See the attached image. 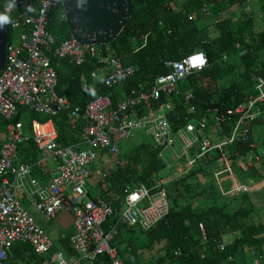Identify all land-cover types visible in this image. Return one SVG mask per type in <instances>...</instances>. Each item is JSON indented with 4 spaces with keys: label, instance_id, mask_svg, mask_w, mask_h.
Segmentation results:
<instances>
[{
    "label": "built area",
    "instance_id": "2783aa9c",
    "mask_svg": "<svg viewBox=\"0 0 264 264\" xmlns=\"http://www.w3.org/2000/svg\"><path fill=\"white\" fill-rule=\"evenodd\" d=\"M22 2L26 7L19 9V0H0V14L9 17L14 31L8 37L0 68V123L6 124L5 139L0 144V264H124L111 243L119 225L147 230L165 219L170 209L169 181L157 176L148 186L137 183L113 195L116 205L100 196L91 198L86 185L99 154L117 157L119 139L131 137L135 130L149 135L165 168L174 167L181 174L214 158L216 152L225 166L213 172L220 190L223 172L232 181L224 193L249 190L234 176L225 148L240 142L253 145L251 122L258 115L257 104L264 100L262 77L256 78L255 93L234 107L224 111L213 107L207 109L211 118L203 116L193 123L186 116L185 123L173 126L169 117L172 103L154 105L152 101L159 100L161 93L177 92L178 82L208 65L204 51L195 50L167 61L170 70L157 75L149 91H131L118 102L102 94L82 105H72L65 93L57 91L51 57L68 58L75 65L93 63L91 78L101 77L103 86L109 88L127 81L136 69L124 64L117 52L108 53L102 44H81L72 36L57 42L46 27L52 11L63 14V0ZM29 5L33 11L27 10ZM86 81L84 77L82 83ZM185 98L190 95L185 94ZM140 105L145 108L140 117L129 116ZM63 111H68L71 129L79 127L81 140L69 144L58 141L54 119ZM188 112L193 113L194 107L189 106ZM78 120L82 121L79 126ZM221 129L226 130L223 135ZM211 134L218 140L213 141ZM26 143L32 144L37 155L19 161ZM24 200L47 220L63 210L72 213L75 232L62 236L69 243L70 253L54 248L52 239L24 208ZM200 229L201 240L206 242L202 224ZM16 248L18 255L13 252Z\"/></svg>",
    "mask_w": 264,
    "mask_h": 264
},
{
    "label": "trees",
    "instance_id": "16d2710c",
    "mask_svg": "<svg viewBox=\"0 0 264 264\" xmlns=\"http://www.w3.org/2000/svg\"><path fill=\"white\" fill-rule=\"evenodd\" d=\"M131 1L132 13L127 24L115 39L102 44L108 50H116L124 64L135 66V73L122 83L121 90L128 92L132 88L144 87L155 75L168 72L164 61L180 58L187 51L201 47L207 56L208 65L190 75L186 83V87L196 96L208 102L210 97L215 96V92L218 93L213 103L224 111L255 93L256 78L264 79V59L258 57V51L264 49V28L255 30L253 18L248 14L234 24L217 23L218 35L214 37L209 36L200 41L195 35L196 21L202 14V7H205L207 13L218 16L229 6L244 0H191L192 12L197 13L195 19L188 16L189 12L184 14L175 10L171 0ZM262 6L264 14V4ZM17 7L22 9L26 6L19 0ZM6 25L10 37L14 31L9 23ZM46 28L55 35L57 42L70 37L69 27L57 11L50 13ZM224 54L226 57L222 58ZM51 64L57 74L58 93H66L72 105L83 104L96 95L113 89L120 91L116 86L106 88L101 82H94L91 78L93 63L75 65L68 58L51 57ZM235 67H240L237 71L239 79L233 78L218 92L210 90L208 79L216 81L223 78L227 73H232ZM84 77L87 78L85 84L82 83ZM110 96L115 102L117 93ZM258 108L261 112L251 122L252 127L253 124L264 122V100L258 104ZM33 117L45 119L38 115ZM67 117L68 111H63L54 119H57L59 125L58 141L64 144L72 143L77 138L73 129L69 128ZM237 145L232 147L233 151L241 154L257 152L247 142ZM262 147L261 169L255 171V166L247 169L255 178L264 175V140ZM19 154L23 161H27L29 155H37L35 150L27 146L22 147ZM108 168L106 183L103 184L98 179L99 193L106 199L110 198L107 197L104 185L111 184L110 188L119 192L134 182L151 184L152 175L160 169V163L155 147L147 141L136 146L135 154L128 157L122 165L114 169L110 166ZM197 173L205 171L190 170L168 184L170 210L165 219L147 230L119 225L118 233L111 243L124 264H236V260L246 254L258 260L251 264H264V212L251 214L254 207L246 203L248 196L245 192L240 196L231 194L224 199L225 195H220L213 184L202 186L197 181ZM109 202L116 205V202ZM199 222L204 224L209 235L206 242L200 240ZM225 224L230 225L238 234L229 244L219 249V227ZM122 241L125 243L124 249L119 248ZM62 244L68 248L66 239H63ZM156 245L161 252L153 256V259H146L143 252L152 250ZM13 252L18 255L20 250L16 248ZM104 258L107 259L106 256Z\"/></svg>",
    "mask_w": 264,
    "mask_h": 264
},
{
    "label": "crops",
    "instance_id": "0c3cea01",
    "mask_svg": "<svg viewBox=\"0 0 264 264\" xmlns=\"http://www.w3.org/2000/svg\"><path fill=\"white\" fill-rule=\"evenodd\" d=\"M190 1L191 0H171V5H172V7L175 10L182 11L184 14L187 13V12H189V15L188 16L194 17V19H195V17L197 16V13H193L192 12V8L193 7L190 5ZM247 3L250 4V8H248V9L247 8H244V6ZM260 3H261V6H260V8H261V7H263L262 5L264 4V0H260ZM256 6H257L256 3L253 4V2H251L250 0H244L242 3H236L234 5L229 6L227 9H225L220 14H218V16H214V15H211V14L207 13V10L205 9V7H204V9L202 7V11H201L202 14H200L199 20L196 21V26H197V32L195 34L196 35V39L197 40L200 39V41H202V40H206V38H208L209 36L210 37H214V36L218 35V32L216 30V26L218 24H220V23H222V24H224V23L225 24H227V23L234 24V23H237L239 20L243 19V15H248V14H249V17H252V18L255 17L256 18V20H254V18H253V27L255 28V30H261V29H263L264 28V23H263L264 14L262 12V9L263 8L262 9H259L258 11H256L254 9V7H256ZM103 47L105 48V50L108 53L109 52H117L114 49L113 50H108L105 46H103ZM195 50H203V49L201 47H198V48L196 47L194 49H191V50L187 51L182 57H184L185 55H187V54H189V53H191L192 51H195ZM182 57H180V58H182ZM225 57H226V55L224 54L222 56V58H225ZM180 58H177V59H180ZM171 60H176V59H171ZM167 61H170V60L164 61V66L167 67L168 68V71H169L170 68L165 64ZM129 65H132V64H129ZM132 66H134V65H132ZM236 69H238V67H235L233 69V71L236 70ZM233 71H232V73H234ZM198 72L199 71L192 72L184 80L178 82L176 84V90H177V92H172V93H169V94L161 93V95L159 97V100L152 101V103H154V105H156L158 102H162V103H164V102H171L172 103L173 108H172V111L169 114V117H170V122H171V124L173 126H178V125H181V124L185 123L186 122V120H185V117L186 116H190L191 117L190 121L193 122V123L195 122V119L196 118H200V117H203V116H207L208 118H211L210 116L207 115L208 114L207 113V109H212L213 107H218V106H215V104L213 103L216 100L215 99V96H217V94H218L215 91L218 92L222 88V86H225L226 85V84L223 85V84L220 83L221 79H223L224 77L223 78H219L216 81H213V80L208 79V81L210 83V86H211V89L210 90L213 91V92H215V96L213 98L210 97L209 98V101L206 102V101H204V99H201L199 96H196L191 89H189V88L186 87V83H187L188 77L190 75H192L194 73H198ZM163 74H165V73H163ZM157 75H159V74H157ZM157 75H155L149 82H147L144 87H141V88H138V89L132 88V89H130V91L127 92L126 90H123V89L121 90L120 87H122V84H119V85H116V87H115V88H120L119 89L120 90L119 92L116 91L118 89H113V90L108 91L107 93H104V94L111 95L112 93L113 94L114 93H117V99L115 100V102H118L121 99H123L124 97H126L127 95H130V92L131 91H136V92H138V91H149L151 85L153 84L154 78ZM93 79H94V82H98V84L101 82L100 84L103 85V82H102L101 77H97V78H93ZM206 81H207V79H206ZM106 88H109V87H106ZM102 94L103 93H100V94H98L96 96H99V95H102ZM185 94H189L190 95V98H185ZM111 98H112V96H111ZM112 101H113V98H112ZM258 104H257V107H256V110L258 111V115L257 116H259L260 115V112H261L260 108H258ZM76 105H82V104H76ZM199 105H201V106L199 107ZM189 106H193L194 107V112L193 113H189L188 112ZM144 110H145L144 106L140 105V106L137 107V109L134 112H131L129 114V116L134 117V118H139L140 117V114ZM67 118H68L67 122H68V125H69L70 124V120H69V117H67ZM81 123H82V121L81 120H78V122H77L78 126ZM55 124L59 128V125L57 124V119L55 120ZM69 128H71V127L69 126ZM73 131L75 132L74 135L77 137L76 140H74V141L81 140L82 135H81V132H80L79 127L74 128ZM138 131H141V132H143L145 134V132L143 130H138ZM225 132H226V130L225 129H222L221 130V135H223ZM145 135L146 136H149L147 134H145ZM59 136H60V132H59ZM4 139H5V130H4V138L3 139H0V144L2 143V141ZM58 139H59V137H58ZM253 139H254L253 145H250V143H248V142L247 143L249 144L250 147H252L254 149H257V152L258 153L257 152L256 153L249 152L247 154H241L239 151H233L232 147H235V146L237 147L238 146L237 145L238 143H235V144H232V145L227 146L225 148V151L227 149L229 151L230 156L232 158H235V160L238 162V168H236L234 166V163H231L230 162V164L233 167L234 176L236 177V179H237V181L239 183L246 184L247 186L250 187L249 190L245 191L246 195L248 196L247 197L248 199L246 200V203L254 207V211L251 214H258V213L264 212V175L262 177H259V179H258V177L255 178L249 171H247V169L249 167L251 168L252 166H255V171H257V170L259 171L261 169L262 164L260 163V159H261L260 155L263 152L262 144H263V140L264 139L260 141L261 142L260 144H259V142L257 141V139L255 137ZM119 140H121V139H119ZM150 142L154 146L153 141L150 140ZM240 143H245V142H240ZM24 146L31 147V150L34 148L31 143H26L22 147H24ZM118 149H119V142H118ZM22 151H23V149H22ZM102 153H105V152H102ZM105 154L108 155L107 153H105ZM134 154H135V150H134V152H133L132 155H134ZM132 155H130V156H132ZM99 156H98V159H99ZM130 156H128V157H130ZM29 157H30V155L27 157V159H28L27 161H29ZM128 157L124 158L123 160H119L116 157L114 158V157L109 156L110 162L113 163L112 167H114V168H116L119 165H122L124 162H126V159ZM156 157H157V152H156ZM228 158H229V156H228ZM213 159L214 158L208 159V161H206V162L203 161V162H201V166H199V164H198L196 167H194V168H192L190 170H201V169H203L206 172V170L204 169V166L207 165V164H210ZM19 161H23V160H21L20 154H19ZM94 163L92 165V177H93V174H94ZM159 163H160V169L158 171H156V172L153 173L151 182L154 179V177H157V176L158 177H162V178H164V179H166V180L169 181L166 184V189L168 188V184L171 183L174 179L179 178L182 175L187 174L190 171L189 170L187 172L178 174L176 172V170H175L174 167H172V168L171 167L170 168H165V165H164L163 161H161V160H159ZM112 167H110V168H112ZM114 168H112V169H114ZM222 169H220V170H214V171H221ZM214 171H212V173ZM107 173L108 172H106V166H105L101 170V172L99 174H97L98 175V179L103 184L106 183V174ZM163 173H169V174L170 173H175V174H173L172 176H169V175L163 176ZM197 174H196V176H197ZM91 178L89 179V181L87 183V185L89 184V186L86 185V188H87V191H88L89 196L91 198L97 197V196H100V197L104 198L99 193L100 192V187L98 185V179L92 185V183L90 181ZM200 180L201 179H198V177H197V181L201 183ZM212 180H213L212 181L213 182L212 184L215 186V188L219 192V194L222 195V196L225 195V198L224 199H226V197L230 196L231 194H237L239 196L241 194H243V192L224 193V191H227V190H229L231 188V184H232L231 177L228 174H226V172H223L220 175V186H221V190H220V188H219V186H218V184H217L214 176L212 177ZM225 182H229L230 183L229 186H228V188L225 187V185H224ZM137 183H144V182H141V181L134 182L131 186H126L123 189V191L126 188H132V187H134ZM96 185H97V187H96ZM145 185L148 186L150 184H145ZM201 185H203V184H201ZM104 186L107 189L106 190L107 197L110 198V199H106V198H104V199L106 201H108V202L109 201H112L113 195L121 194L123 192V191L114 192V190H112V188H110L111 184H108L107 186L104 185ZM92 191H96V193L95 194H92L91 193ZM167 199H168V197H167ZM169 206H170V203H169ZM200 224H202L206 235H208V233L205 230L204 224L201 223V222H199L198 223V229H199L200 240H201ZM230 228L231 227L228 224L221 225L219 227V233H220V238H219V242H218L219 249H222V248H220V244H223V247H224V245L229 244L235 238V236L238 234V232L236 230H234V229L230 230ZM74 232L75 231H73L72 233L63 235V236L66 238L69 235H72ZM208 238H209V235L207 236V240H208ZM60 241L62 243V241H63L62 236L60 237ZM66 241H67V239H66ZM202 242H204V241H202ZM67 247L68 248H66L65 245L63 244V246L61 248V250L65 254L70 253V250H71L68 242H67ZM58 249H60V248H58ZM241 258H244V257H241Z\"/></svg>",
    "mask_w": 264,
    "mask_h": 264
},
{
    "label": "rangeland",
    "instance_id": "374dc122",
    "mask_svg": "<svg viewBox=\"0 0 264 264\" xmlns=\"http://www.w3.org/2000/svg\"><path fill=\"white\" fill-rule=\"evenodd\" d=\"M251 2H253V4H257L256 7H254V9L256 11H258L261 6L260 0H250ZM244 8H250V4L247 3ZM64 16V12L62 14ZM254 20H256L255 17H253ZM264 23V20H263ZM258 57L259 59H264V49H260L258 51ZM240 67L236 70H234V73H227V75L221 79L220 83L225 85L228 84L231 80H233V78H237L239 79L240 77L237 75V71H239ZM22 120L25 122L26 119L24 117H22ZM253 135L254 137L257 139V141L259 142V144L261 143L260 141L264 139V122L262 123H257V124H253ZM6 129V124H0V139L4 138V130ZM211 138L213 141H217L218 140V136L215 134H211ZM150 137L146 136L143 132L141 131H134L132 136L130 138H126V139H121L119 140V156L116 157L119 160H123L124 158L130 156L133 154L136 146H138L139 144L143 143V142H150ZM226 154L229 156V160L231 163H234V166L236 168H238V162L235 160V158H232L229 154V151L226 149ZM99 159H97L98 161L94 163V174L93 177L91 178V183L92 185L95 183V181H97L98 179V175L101 170L106 166V172H108V167H112L113 163L110 162V158L108 155H106L105 153H100L99 154ZM214 159L212 160V162L210 164H207L204 166V169L206 170L205 173H199L197 174L198 179H201V184H203L205 187H208L209 185H212V177H213V173L212 171L214 170H220L222 168H224V163L222 161V159L220 158V156L214 152L213 153ZM249 156V155H248ZM112 161V160H111ZM125 161V160H124ZM113 162V161H112ZM123 163V162H122ZM111 164V165H110ZM108 168V169H107ZM114 168V167H112ZM240 172V171H239ZM175 173H163V176H172ZM97 177V178H96ZM259 179V177H258ZM229 182H225L224 185L226 188H228L229 186ZM202 185V186H203ZM89 186V184L87 185ZM92 194H95L96 191H92ZM18 198L22 201V197L19 195ZM84 203L88 202V198L83 199ZM23 206L24 208L33 215L35 221L37 222V224L48 234V236L52 239L53 242V246L54 248H62L63 244L60 241V237L69 233H72L74 231V226H73V216L72 213L70 211H61L60 213L57 214L56 218H52L50 220H47L45 218L42 217V215L35 210V208L31 205H29L25 200L23 201ZM233 228L231 227L230 230H232ZM159 246L156 245L152 250L150 249V251L146 250L143 252V256L146 259H151L153 256H156L158 254V252H161L158 248ZM120 249H124L125 248V243L122 241V243H120L119 245ZM250 251V250H247ZM242 256H240L237 260H236V264H246V263H254V260L258 261L257 259H254L253 257H251L250 255L246 254L244 256V258H241ZM153 259V258H152ZM246 262V263H245Z\"/></svg>",
    "mask_w": 264,
    "mask_h": 264
},
{
    "label": "water",
    "instance_id": "95a60500",
    "mask_svg": "<svg viewBox=\"0 0 264 264\" xmlns=\"http://www.w3.org/2000/svg\"><path fill=\"white\" fill-rule=\"evenodd\" d=\"M64 19L70 36L81 44L111 42L129 21L131 0H63ZM7 25L0 26V68L5 62Z\"/></svg>",
    "mask_w": 264,
    "mask_h": 264
},
{
    "label": "clouds",
    "instance_id": "9594fccd",
    "mask_svg": "<svg viewBox=\"0 0 264 264\" xmlns=\"http://www.w3.org/2000/svg\"><path fill=\"white\" fill-rule=\"evenodd\" d=\"M13 5H9V7H12ZM27 10L28 11H33V9L31 8V6H27ZM10 20H9V17L7 15H3V14H0V26H3L4 24L6 23H9Z\"/></svg>",
    "mask_w": 264,
    "mask_h": 264
},
{
    "label": "snow or ice",
    "instance_id": "6c2138e0",
    "mask_svg": "<svg viewBox=\"0 0 264 264\" xmlns=\"http://www.w3.org/2000/svg\"><path fill=\"white\" fill-rule=\"evenodd\" d=\"M202 62V61H201Z\"/></svg>",
    "mask_w": 264,
    "mask_h": 264
}]
</instances>
